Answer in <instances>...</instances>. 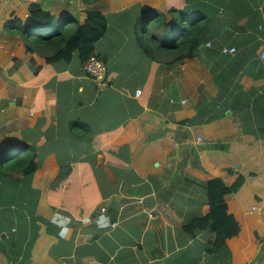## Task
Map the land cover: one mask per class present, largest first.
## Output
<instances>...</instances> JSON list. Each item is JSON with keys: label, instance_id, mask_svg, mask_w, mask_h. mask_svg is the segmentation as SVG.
I'll use <instances>...</instances> for the list:
<instances>
[{"label": "crops", "instance_id": "1", "mask_svg": "<svg viewBox=\"0 0 264 264\" xmlns=\"http://www.w3.org/2000/svg\"><path fill=\"white\" fill-rule=\"evenodd\" d=\"M216 1L227 25L213 33L242 36L246 46L259 39L258 51L264 0ZM33 2L73 23L89 8L106 15L107 31L94 43L107 64L103 81L88 76L78 52L35 45L27 53L24 39L9 34L8 21L32 22ZM249 3L250 20L259 21L252 27ZM142 8L158 9L147 0H0V150L27 144L39 162L30 184L7 187L15 220H4L0 198V264H264V138L241 133L237 117L224 116L227 131L219 124L225 103L215 102L219 87L200 58L162 54L155 74L148 71L137 53L147 40ZM258 60L230 102L263 91ZM239 175L225 195L239 233L211 252L215 233L183 226L210 211L207 180L231 186ZM36 191L44 220L23 213Z\"/></svg>", "mask_w": 264, "mask_h": 264}, {"label": "trees", "instance_id": "2", "mask_svg": "<svg viewBox=\"0 0 264 264\" xmlns=\"http://www.w3.org/2000/svg\"><path fill=\"white\" fill-rule=\"evenodd\" d=\"M83 1L91 3L96 0ZM248 5L251 4H246L245 8L248 10L243 12L249 11ZM223 11L220 10L216 0H185L182 8L170 6L166 11L142 8L140 25L148 35V43L142 42L141 47L149 52V55L166 54L171 51L174 54L173 59L177 61L184 58H200L214 74L216 73L213 76L219 92L215 102L225 103L220 110V115L225 116V110L230 109L231 117L238 119L241 133H254L256 138H264V89L256 99L242 97V94L235 97L233 103L230 102V97L240 88L242 72L249 71L246 68L247 64H250L249 61H254L255 64L261 63L256 54L261 42L256 39L254 43L246 46V38L242 36L220 35V28L227 25L224 20L226 13ZM84 14L85 18L82 22L73 23V20L69 21V18L58 20L54 14L33 2L29 5V17L32 22L23 23L21 19L15 18L8 21L6 25L10 35H18L24 39L27 53L35 51V45H42L56 52L76 51L84 62L90 54L94 53V43L106 33L108 27L106 15L102 11L89 8L84 10ZM257 21L254 19L247 22L252 27ZM69 22L71 24H68ZM13 24L14 26L10 27ZM214 28L220 34L213 33ZM228 38H231V41ZM208 42L210 46H207ZM201 43L205 44L203 50H199ZM63 44L66 45L65 50H62ZM225 44L235 45L236 53L222 54L221 48ZM151 45H154V48H150ZM221 64L227 65L221 68ZM254 102L258 103L257 106ZM36 159L34 149L27 144L11 145L0 150V190L4 189L3 185L13 186L21 179H26L30 184L34 172L39 167ZM14 174H20V176H14ZM242 181L241 175L231 186L227 185L221 177L207 180L205 196L206 202L210 205V211L206 215L191 218L183 226V229L191 235L198 229L215 233V240L211 241L212 244H209L207 248L211 252L223 246L227 238L239 233V222L227 212L225 195L235 191ZM36 194L39 196L36 192L35 198ZM35 206L34 201L29 204L28 209L23 210V213L27 211L30 214L34 213ZM4 208L3 211L6 212L1 213L4 220H15V217L9 213L12 204L7 203ZM38 219L35 217V220ZM41 219L44 220V218ZM35 228L36 237L38 225H35Z\"/></svg>", "mask_w": 264, "mask_h": 264}, {"label": "rangeland", "instance_id": "3", "mask_svg": "<svg viewBox=\"0 0 264 264\" xmlns=\"http://www.w3.org/2000/svg\"><path fill=\"white\" fill-rule=\"evenodd\" d=\"M82 2H84L83 0H81ZM127 3H129V2H132V1H135V0H125ZM139 1V0H138ZM148 1V3L149 4H151V5H153L154 7H157L158 8V10H163V11H166L167 9H168V7H170V5L171 4H173V0H147ZM245 13H247V16L249 17V15H250V13H249V11H247V12H245ZM12 16H15V14H14V12H12ZM250 20V17L249 18H247V21H249ZM14 26V24L13 25H11L10 27H13ZM138 27L140 26L139 25V23H138V25H137ZM146 38H147V40L146 41H143V43H145V44H147L148 43V35L146 34ZM141 46V45H140ZM148 47V46H147ZM150 48H154V45H151V47ZM137 53H138V55L140 56L141 55V59L142 60H144L145 62H146V68L148 69V71L149 72H153V74H155V72H156V68L158 67V65H156V63H154V60H157L160 56H162V54L165 56V57H169V56H173V54H172V52L171 51H168L166 54H164V53H156V54H154V55H149V53L148 52H144V49H140V47L139 48H137ZM181 61V60H180ZM207 67V66H206ZM205 67V68H206ZM208 69H210L209 67H208ZM210 72V74L211 75H215L213 72H212V70H210L209 71ZM151 74V73H150ZM225 115H226V118H231V115H228V114H226V110H225ZM224 116L221 118H219V124L220 125H223L221 122H224ZM226 121V120H225ZM228 122V121H227ZM228 125V123H226L225 125H223L224 126V129H225V131H227L228 130V128H229V126H227ZM223 131H218V133H217V135L219 134V135H221V134H223L222 133ZM217 145V143H214L213 144V146L215 147ZM153 165H154V163H153ZM14 176H20V174H14ZM21 184L19 183V186H20ZM4 186V189H3V191L1 192V194H0V198H2L3 199V201L5 202V203H3V206L2 207H4L7 203H9V199H10V196H11V194H12V191H11V189H7V187H8V185L7 186H5V185H3ZM36 192H38V191H36ZM38 194H39V192H38ZM38 195L36 194V198H35V195H30V197H29V204H32L34 201H35V203H36V206H37V201H38ZM36 199V200H35ZM36 206H35V212L34 213H32L31 214V218L33 217V215H34V219H35V217H37V218H39V219H41L42 218V216H38V212H37V208H36ZM5 209V208H4ZM33 219V218H32ZM41 220H43V219H41Z\"/></svg>", "mask_w": 264, "mask_h": 264}, {"label": "built area", "instance_id": "4", "mask_svg": "<svg viewBox=\"0 0 264 264\" xmlns=\"http://www.w3.org/2000/svg\"><path fill=\"white\" fill-rule=\"evenodd\" d=\"M207 46H210V42L207 43ZM236 51L237 47L235 45L225 44L221 48V53L225 55H233ZM257 57L260 60H264V43L258 49ZM83 68L88 76L94 80L103 81L107 75V64L105 60L95 53L90 54L83 62ZM136 94H141L140 88L136 89ZM262 245L264 246V240H262Z\"/></svg>", "mask_w": 264, "mask_h": 264}, {"label": "water", "instance_id": "5", "mask_svg": "<svg viewBox=\"0 0 264 264\" xmlns=\"http://www.w3.org/2000/svg\"><path fill=\"white\" fill-rule=\"evenodd\" d=\"M204 47H205V44H204V43H201V44L199 45V50H203ZM230 113H231V110H230V109H227V110H226V114H230Z\"/></svg>", "mask_w": 264, "mask_h": 264}]
</instances>
